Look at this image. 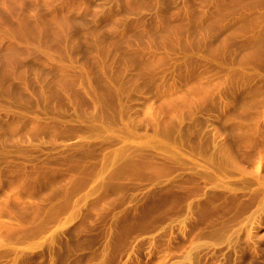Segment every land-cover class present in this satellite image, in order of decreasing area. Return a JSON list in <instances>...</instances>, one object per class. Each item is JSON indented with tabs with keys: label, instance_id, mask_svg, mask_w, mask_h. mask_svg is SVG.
<instances>
[{
	"label": "rangeland",
	"instance_id": "374dc122",
	"mask_svg": "<svg viewBox=\"0 0 264 264\" xmlns=\"http://www.w3.org/2000/svg\"><path fill=\"white\" fill-rule=\"evenodd\" d=\"M2 29L0 264H264V0H0Z\"/></svg>",
	"mask_w": 264,
	"mask_h": 264
},
{
	"label": "bare ground",
	"instance_id": "6f19581e",
	"mask_svg": "<svg viewBox=\"0 0 264 264\" xmlns=\"http://www.w3.org/2000/svg\"><path fill=\"white\" fill-rule=\"evenodd\" d=\"M32 16V15H31ZM25 19V18H24ZM31 19V18H30ZM26 22V21H25ZM2 28V27H1ZM4 29V28H3ZM3 29L2 30H0V31H3ZM5 32V31H4Z\"/></svg>",
	"mask_w": 264,
	"mask_h": 264
}]
</instances>
